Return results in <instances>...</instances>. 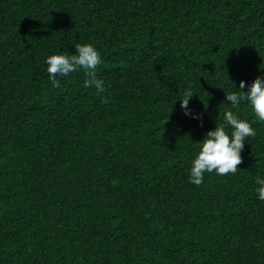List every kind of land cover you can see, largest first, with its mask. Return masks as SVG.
Listing matches in <instances>:
<instances>
[{
  "label": "trees",
  "instance_id": "obj_1",
  "mask_svg": "<svg viewBox=\"0 0 264 264\" xmlns=\"http://www.w3.org/2000/svg\"><path fill=\"white\" fill-rule=\"evenodd\" d=\"M78 43L102 93L83 69L48 80ZM258 76L264 0H0V264H264V122L235 174L188 182Z\"/></svg>",
  "mask_w": 264,
  "mask_h": 264
},
{
  "label": "clouds",
  "instance_id": "obj_2",
  "mask_svg": "<svg viewBox=\"0 0 264 264\" xmlns=\"http://www.w3.org/2000/svg\"><path fill=\"white\" fill-rule=\"evenodd\" d=\"M75 53L72 55L52 54L45 58L47 65L48 80L52 87L61 86L59 78H67L70 73L83 69L88 79L84 81L85 87H95L98 93H102L104 83L97 78V66L102 63L99 50L90 43L75 44ZM245 81H240L239 89L234 85V91L226 94V100L231 109L225 110L223 114L224 123L217 124L214 130H209L205 138L198 143V152L191 160L188 171V182L200 185L205 173H215L218 176L235 174L241 163V150L250 137L256 135L254 123L264 122V76H258L247 91L243 89ZM193 97L190 89H185L180 100V107L184 109L185 115H192L198 119V114H192L188 108L189 101ZM106 102V101H105ZM242 103H246L254 114L253 120L242 119L238 110ZM257 199L264 201V177L256 179Z\"/></svg>",
  "mask_w": 264,
  "mask_h": 264
}]
</instances>
